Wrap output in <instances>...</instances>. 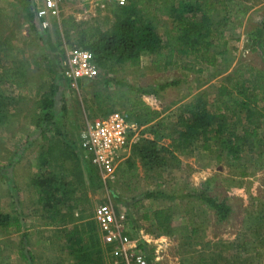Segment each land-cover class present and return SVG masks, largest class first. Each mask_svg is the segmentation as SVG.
Listing matches in <instances>:
<instances>
[{
  "label": "rangeland",
  "instance_id": "rangeland-1",
  "mask_svg": "<svg viewBox=\"0 0 264 264\" xmlns=\"http://www.w3.org/2000/svg\"><path fill=\"white\" fill-rule=\"evenodd\" d=\"M174 1L178 5L182 0ZM209 1L216 3L211 16L217 33L215 49L226 52L215 67L204 66L201 74L189 73L183 66L195 59L180 56L167 70L156 71L151 55L146 53L142 56L139 68L126 65L115 77L125 81L131 89L143 92L144 100L164 114L161 121L168 128L166 132L170 131L172 134L173 130H180L178 120L183 106L197 96L205 94L212 112L220 107L224 109L220 114L226 122V134L220 137L219 142H211L207 149L203 148V142L193 143L189 149L191 152L186 150L188 148H183L181 154L187 158L182 157L181 160L177 157L178 161L168 162L163 170L147 172L146 167L139 162L140 157L131 154L126 161L136 160L139 165L135 177H132V171L124 175L118 168L115 179L107 183L103 182L98 170L90 167L91 164L81 152L78 146L79 134L87 120L102 116L108 108L112 107L114 112H125L127 101L114 106L107 104L100 107L94 104V91L102 86L100 84L108 77L100 69L95 80L85 81L78 88L54 82L56 75L60 74V68L57 72V66L53 62L54 73L51 74L48 70L43 73L45 68L41 70L40 65L46 60L44 55L51 56L53 61L57 60V65L60 62L61 67L67 49L85 48L77 45L72 47L62 35L49 33L51 28L52 31L56 29L61 17L59 21L51 22L47 31L41 34L33 31L32 23L23 9H20L21 13L13 15L16 11L8 7L7 3L1 4L0 88L8 98V106L4 120L0 123V207L22 210L25 225L37 221L40 226L36 232H26L24 238L27 241L32 238L38 240L37 246H30L35 256L27 262L17 257L16 262L12 264H114L112 258L105 253V246L94 218L95 209L105 204L113 205L117 212L123 209H130L135 214L137 212L140 221L144 211L161 208L167 212L172 208V212L177 214L173 224L179 225H184L186 219V216L180 218L184 206L187 209H195L198 215H191L189 219L195 222L194 226L203 224V238L213 244L210 248L214 252H209L212 256L220 255L221 249L232 251L231 244L235 240L263 239L264 119L262 128L257 133L261 143L254 146L253 137L248 136L240 155H229L227 136L233 133L243 137L246 135L245 130L253 125L246 119L245 114L240 112V108H233L228 98H219L218 88L221 85L231 88L241 75H244L246 80H252L256 71H264V41H260L256 52L249 49L256 35L264 38V7L259 6L262 0ZM218 1L226 2V8ZM84 2L94 16H98L97 24L109 32L114 21L106 9L107 3L98 0H65L62 4L58 0V5L60 10L70 7L78 10L84 6ZM153 2L146 0V4L154 5ZM149 17L163 40L177 36L173 19L166 13L152 11ZM90 21L95 24L94 20ZM47 45L50 52L45 49ZM21 68L26 70L23 77L20 74ZM7 70H13L17 74V80L21 78L20 85L31 88L30 95L27 88L22 97L18 92L19 85L11 84L5 79L3 73ZM172 82L178 84L163 91L158 88L161 84ZM117 88L119 87L116 84H112L109 90L113 92ZM190 88L193 90L191 95ZM49 92L53 93L52 99L54 98L55 102L51 112L55 120L43 122L45 131L41 132V129L31 125L30 120L33 114L44 111L37 105L42 96L44 97L43 94ZM152 94L157 96L156 101L150 99ZM43 132L47 139L42 135ZM37 133L41 138L35 139ZM50 139L53 143L49 144ZM89 167L94 172L90 177L87 173ZM200 170H205L206 174H202ZM197 173L202 175L199 182L207 177L209 179V183L201 188L203 193L219 201L226 200L231 207V215L226 220L220 221L213 209L200 200L188 197L193 192L191 182L194 184L196 177L200 176ZM37 178L50 179L53 181L52 189L60 190L62 187L63 192H67L68 200L59 206L58 217L65 214L72 223L74 219L76 222L80 218L79 226L69 224L70 229L66 230H50L43 227L50 214L46 203L41 199V189L35 181ZM67 184H71L73 188H69ZM175 198L179 199L172 201ZM180 198L183 201H180ZM200 211L203 212L201 216ZM71 214H75L74 217H70ZM145 225H138L143 232L138 238L150 233L159 234L152 229L154 225ZM65 231L76 234L78 238L67 241ZM187 233L184 238L173 237L172 247L161 254L163 264H197L199 256L206 254L203 247L191 246L192 241L194 242L192 237H196L195 240L201 238L200 231L192 235L190 230ZM9 236L14 241L23 238V235L15 233L4 235L6 238ZM41 239L44 242L40 241ZM148 253H151L150 250ZM250 257L255 258L256 253L250 252ZM258 261V264H264L263 254Z\"/></svg>",
  "mask_w": 264,
  "mask_h": 264
},
{
  "label": "trees",
  "instance_id": "trees-1",
  "mask_svg": "<svg viewBox=\"0 0 264 264\" xmlns=\"http://www.w3.org/2000/svg\"><path fill=\"white\" fill-rule=\"evenodd\" d=\"M154 5L146 4V0H127L126 5L119 6L109 3L106 9L114 17L113 26L109 32L102 29L101 26L91 22H76L73 18L63 19L61 26L66 43L69 45H77L90 51L98 65V68L108 77L100 84L93 93L94 104L103 106L110 104L111 106L127 101L125 104V112L130 118L139 124L146 126L145 133L149 134V138H142L140 142L135 144L132 149V156L140 157L139 162L146 167L147 172L161 170L167 163L178 161L175 151L192 146V143L203 142V148L207 149L211 142H219L220 137L226 134L227 126L224 119L222 120L223 108H217L215 112L209 109V104L205 94L197 96L194 100L185 104L180 110L178 124L180 130L166 132L168 128L161 121L162 112L154 106L148 104L144 100L143 92L131 89L126 85L125 81L116 79V75L123 71L126 65L132 68H139L142 63L143 54H149L152 58V65L156 71L167 70L172 66L177 57L194 58L195 61L186 62L183 66L184 70L189 73L201 74L204 66L215 67L220 56L226 52L217 51L215 49V40L217 33L212 25L211 16L214 12L216 3L209 0H182L177 5L174 0H149ZM218 3L226 8V2ZM22 7L26 13L27 19L32 23V29L40 33V20L37 18V6L33 0H22ZM152 11L166 13L174 22V31L177 36L171 37L166 41L158 34L149 19ZM43 30V29H42ZM47 30H44L46 32ZM57 35H61L59 29L56 30ZM254 40V41H253ZM250 51L256 52L262 36L253 38ZM73 47V46H72ZM50 71V68L47 69ZM21 77L25 75L24 70L20 69ZM5 79L14 85L21 84V78L17 80V74L13 70H7L3 73ZM112 84H116L119 88L109 90ZM178 82L161 84L158 88L163 91L169 86L177 85ZM128 86V87H127ZM189 89V94L192 93ZM156 94V92H155ZM152 94L151 100H157V94ZM52 92L45 93L37 107L43 109V112L34 114L30 120L32 126L45 131L43 122L54 121L55 102L52 99ZM218 96L220 99L228 98L232 102L233 108H240V112L244 113L246 119L253 125L252 128L246 129V135L243 137L229 134L228 153L232 157H238L246 145L247 137H253L254 146L261 143L257 137L259 129L262 128L264 119V71H256L252 80H246L244 75L234 82L231 88L221 85L218 88ZM236 96V97H235ZM8 98L4 91L0 88V123L4 120L5 110H7ZM229 109L228 106H225ZM112 111V107L105 110L102 116H107ZM221 115V116H220ZM44 138L45 133L42 134ZM177 135V136H175ZM170 140V146L162 145L161 141ZM175 149V151H174ZM90 165V164H88ZM136 160H128L119 166L120 172L126 175L132 171V177H135L138 171ZM91 168L96 170L90 165ZM87 170L90 174H94L91 168ZM163 170V169H162ZM91 172V173H90ZM83 178V176H82ZM36 185L41 189V199L45 202L48 214L50 216L49 225H58L59 223H68L66 215L58 217L59 206L67 202L68 197L66 191L61 187L60 190L52 189L50 179L37 178ZM207 181L204 185H207ZM69 188H73L71 184H67ZM206 188V187H205ZM58 189V188H57ZM74 192V191H71ZM203 190L194 189L188 195L189 198L200 200L203 204L213 209L220 221H224L230 217L232 209L226 203V200L219 201L203 193ZM154 195V194H153ZM152 195H149V197ZM175 198L172 201H177ZM180 200H182L180 198ZM183 201V200H182ZM175 203V202H174ZM178 206L177 208H179ZM51 211V212H50ZM172 208L167 212H160L152 215L148 213L145 219L153 216L156 228L159 234L150 233L154 236H179L184 238L189 231L187 225L180 228L172 227L173 221ZM57 216V217H56ZM70 217H72L70 215ZM25 215L20 210L11 214L0 213V232L15 228L18 233H22L25 238L24 231ZM182 228V229H181ZM165 233V234H163ZM198 233L197 230H190V234ZM66 240L70 241L78 238L76 234H70L65 231ZM262 240L252 241L246 239L235 240L231 245L232 251H224L221 249L220 255H200L197 264H258L260 257L262 258V249H264V234ZM209 244V243H207ZM141 248L146 250L145 245ZM211 247V246H209ZM256 253L255 258L250 257V252ZM151 252V251H150ZM241 252L243 254H241ZM149 255L152 256L150 253ZM22 260L26 257L24 249L20 250ZM31 258H33L31 256ZM29 259V258H28ZM262 261V260H261ZM7 257L3 255L0 246V264H6Z\"/></svg>",
  "mask_w": 264,
  "mask_h": 264
},
{
  "label": "built area",
  "instance_id": "built-area-1",
  "mask_svg": "<svg viewBox=\"0 0 264 264\" xmlns=\"http://www.w3.org/2000/svg\"><path fill=\"white\" fill-rule=\"evenodd\" d=\"M124 6L127 0H98ZM61 10L58 0H42L37 3V18L43 30L51 19H58ZM61 73L73 88L81 81H93L99 68L93 54L84 49L69 48L61 62ZM158 109V108H156ZM146 126L132 120L126 112H112L87 120L80 131L78 146L92 167L98 170L104 183L113 181L119 166L129 159L135 144L149 138ZM94 218L101 233L102 243L114 264H163L161 254L173 245L174 236L142 235L136 240L129 233V213L116 211L113 205H99ZM146 246V250L141 245ZM148 250L151 251L148 253Z\"/></svg>",
  "mask_w": 264,
  "mask_h": 264
},
{
  "label": "crops",
  "instance_id": "crops-1",
  "mask_svg": "<svg viewBox=\"0 0 264 264\" xmlns=\"http://www.w3.org/2000/svg\"><path fill=\"white\" fill-rule=\"evenodd\" d=\"M62 4H63V1H65V0H59ZM38 2H42V0H33V3L37 6V3ZM3 3H7V5H8V7H11L14 11H16L13 15H15L17 12H20L21 13V10L23 9V7H22V0H0V6H1V4H3ZM109 3H114V2H107V4H109ZM84 4V6L83 7H81V8H79L78 10H76L75 8H72V7H70V8H68L67 10L65 9V8H62V10H61V13H60V17H61V20H60V17L58 18V19H51L50 20V25H51V22H57V21H59L60 20V22L58 23L57 22V27H56V29H53V31L50 29L49 30V33H53L54 32V34L57 36V34H56V30L57 29H59V31H60V33H61V35L64 37V35H63V30H62V26H61V21L63 20V19H68V18H73L76 22H91L90 20H94V23L96 24V25H99V24H97V19H98V16L96 15V16H94V13L92 12V10H90L89 9V6H86L87 4H85V2L83 3ZM107 4H106V6H107ZM114 4H116V3H114ZM117 5V4H116ZM259 6H262V7H264V0H262L261 1V5H259ZM21 9V10H20ZM23 11H24V9H23ZM109 12V11H108ZM62 15V16H61ZM112 16V15H111ZM113 17V16H112ZM113 21H114V17H113ZM92 23V22H91ZM155 28V27H154ZM156 29V28H155ZM40 31V33L42 34V33H45L44 32V30H42L41 28L39 29ZM157 31V30H156ZM158 32V31H157ZM159 34V33H158ZM160 35V34H159ZM45 49L47 50V52H50V47H48V45L45 47ZM223 51V50H222ZM219 52H221V51H219ZM225 52V51H224ZM252 52V51H251ZM57 57V56H56ZM44 58L46 59L45 60V62H44V64H41L40 65V67H41V70H42V68H45V69H43V73H44V70L46 71L47 69H49L50 68V71L49 72H51V74L52 73H54V70L53 69H55L54 67H52L53 66V62H54V64L57 66L56 67V71L58 72V69H59V73L60 74H58V75H56V79L54 78V82H58L59 84H61V85H69V83L65 80V78L62 76V73H61V67H60V62H59V64L57 65V60H52V59H54V58H51V56H49V55H44ZM220 58H221V56L219 57V60H218V62H217V64L219 63V61H220ZM31 63H32V59H31ZM175 63V62H174ZM171 67V66H170ZM202 68H204V67H202ZM23 69V68H22ZM24 70V69H23ZM24 72H25V74H26V70H24ZM83 83H85V81H81L80 82V84H83ZM79 84V85H80ZM27 88H28V86L27 85H25V87H23L22 85H19V90H18V92H20V94H22V97L25 95V93H26V90H27ZM30 89L31 88H28V92H29V95H30ZM44 95V94H43ZM30 97V96H29ZM18 98H20V97H18ZM22 99V98H21ZM180 105V104H179ZM34 115V114H33ZM32 115V116H33ZM163 117H164V114L162 113V116H161V119H163ZM41 132H42V130H40ZM37 138H41V136L39 137V135H38V133L36 134V137H35V139H37ZM50 143H53V140L52 139H50V142H49V144ZM55 143H57L56 141H55ZM54 143V144H55ZM161 144L162 145H166V146H170V144H171V141L170 140H163V141H161ZM190 144H193L192 142L190 143ZM53 146V145H52ZM188 149H186L188 152H191L189 149H190V147H187ZM48 149H49V145H48ZM48 151V150H47ZM46 151V152H47ZM174 151H175V149H174ZM82 152V151H81ZM83 153V152H82ZM182 153V150L181 151H175V155L179 158V159H181V160H183L182 159V157L183 158H187L185 155H182L181 154ZM199 172H201L202 174L204 173V174H206L205 173V170H200ZM201 173H197V175H200L198 178L196 177V179L194 180V181H196V182H194V184H193V182H191V189H196V190H201V188H202V186L207 182V181H209V179H208V177L205 179L204 178V180H202L201 182H199L200 180V177L202 176L201 175ZM190 174H192V172H190ZM180 201H182V200H180ZM176 202V201H175ZM183 204V203H182ZM180 206V205H179ZM184 212H183V214H182V216L180 217V218H182V217H184V216H186V219H184V225H187L188 226V228H189V230H197V231H200V235H201V238H199L198 240H195V239H197L196 237H192L193 239H194V242L192 241V244H191V246L192 247H195L196 246V248H204V251H205V253L206 254H204L203 253V255H209V252H214L209 246H212L213 244L212 243H210L209 242V240L208 239H204L203 238V236H204V234H202L203 232H205V230H204V226H202L203 224L202 223H200L201 224V226H194V224H195V222L193 221V220H190L189 219V216H191V215H198L197 214V212H195V209H192V208H190V209H187L186 208V206H184ZM18 210V209H17ZM15 210H14V208H12V209H6V208H1L0 207V213H2V214H11V213H13ZM21 212H23L22 210H20ZM199 211V210H198ZM160 212H163L162 211V209L161 208H155L154 210H148L147 212H142V214H141V221L139 220V218H137V212H136V214L134 213V212H132V210H130V209H128V213H129V227H128V229H129V233L132 235V237H135V238H138L139 236H140V234H142L143 232L141 231V228H139V226L138 225H144V226H146L145 224L147 223H150V225H155L156 224V221L154 220V218H153V216L151 217V216H149L150 218L149 219H145V216H147V214L148 213H152V215H154V214H158V213H160ZM172 217H171V219H172V221H173V219L174 218H176L177 217V214L175 215V213H173L172 212ZM189 214V215H188ZM203 214V212H199V216H201ZM65 215V214H64ZM72 215V217H74V215L75 214H71ZM81 215V214H80ZM188 216V217H187ZM136 218H137V220H136ZM80 219V218H79ZM79 219H77V221L75 222V219H74V221H73V223L72 222H70L69 220H68V225H66L67 223H59L57 226L56 225H49V226H47V224H43V227L45 228H48V229H61V230H66V229H70V228H68V227H70V226H79L80 225V222L78 221ZM175 220H177V219H175ZM185 220H187V222H185ZM48 223H49V221H50V219H47L46 220ZM174 223V222H173ZM69 224H71L70 226H69ZM178 226H182V225H179V224H173L172 225V227L174 228V229H176V228H180V227H178ZM151 227V226H150ZM38 229H40V226H39V222H34V224H31V225H29V223L27 224V225H25V222H24V231H26V232H29V231H32V232H36ZM153 230H155V231H157V229H154V228H152ZM182 229V228H181ZM5 232H7L6 234H4ZM20 234V235H22V233H18L17 231H16V229L15 228H10V229H8V230H4V231H2V232H0V246H1V248H2V251H3V255L5 256V257H7V263L6 264H12V263H15L16 262V258L18 257V258H20L21 260H22V258L20 257V250L21 249H24V254H25V258H24V261H28L29 259L31 260L32 258H31V256L32 257H34L35 256V252L33 251V249H31V247H35V246H37V243H38V240H36V239H31V240H29L28 239V241H27V239L25 240V239H20V241H14V239H12L11 238V236H9L8 238H6V237H4V235H7V234ZM163 234H165V233H163ZM100 235H101V233H100ZM161 236H166V235H161ZM40 241H42V242H44V240L43 239H41ZM207 243H209V244H207ZM31 246V247H30ZM32 253V254H31ZM105 253H107L106 252V247H105ZM210 255H213V254H210ZM29 258V259H28Z\"/></svg>",
  "mask_w": 264,
  "mask_h": 264
}]
</instances>
